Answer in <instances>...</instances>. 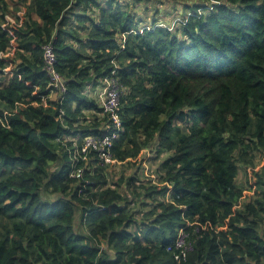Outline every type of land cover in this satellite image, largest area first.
Returning <instances> with one entry per match:
<instances>
[{
  "label": "trees",
  "instance_id": "1",
  "mask_svg": "<svg viewBox=\"0 0 264 264\" xmlns=\"http://www.w3.org/2000/svg\"><path fill=\"white\" fill-rule=\"evenodd\" d=\"M17 2L9 30L0 0V264H264V0ZM155 3L182 19L149 20ZM105 80L120 94L114 164L80 151L116 133ZM144 152L153 175L126 176Z\"/></svg>",
  "mask_w": 264,
  "mask_h": 264
},
{
  "label": "built area",
  "instance_id": "2",
  "mask_svg": "<svg viewBox=\"0 0 264 264\" xmlns=\"http://www.w3.org/2000/svg\"><path fill=\"white\" fill-rule=\"evenodd\" d=\"M43 63L44 71L49 80V87L52 90V95H58L66 91V83L62 76L55 69V54L51 45H46L43 48ZM119 86L112 80H105L102 83L101 92L99 93V100L104 113L109 115L112 121L115 132L113 135L105 134L101 139L88 137L84 140L81 153L83 158L89 153L90 150L97 152V156L105 164H114L115 160L112 159L110 153L112 138L118 136L117 132L121 130V122L118 114L119 110ZM81 170H78L76 178L80 177ZM189 236L185 232H180L174 248L177 251L175 259L185 260L188 253L192 250V244L188 240Z\"/></svg>",
  "mask_w": 264,
  "mask_h": 264
},
{
  "label": "rangeland",
  "instance_id": "3",
  "mask_svg": "<svg viewBox=\"0 0 264 264\" xmlns=\"http://www.w3.org/2000/svg\"><path fill=\"white\" fill-rule=\"evenodd\" d=\"M7 1L9 4V9H8L9 11H8V15L6 17L7 23H8V29L13 30V28H18V26L23 22V15L25 14V9L22 5H20L17 2V0H7ZM180 8H181V6L179 4L171 3L170 8H168L167 10H163L164 8L161 5H158V3H155V7L153 8V11L148 14V19L151 21H155L158 24H160V23L164 24L163 17H165V18L171 20L170 27H173L176 22H178L180 19H182L181 16L176 14V12H179ZM16 9L19 11H17ZM147 26H148L147 24H144V27H147ZM12 54H13V51H9V53H7L6 56L8 55L11 58ZM14 67H15V65L11 61L9 69L7 70L8 76H6L5 78L11 77V75L13 74ZM7 82L8 81L6 79L2 78L0 80V85L4 86L7 84ZM263 160H264V158H262L261 161L257 163V166L254 169L255 171L260 169L262 164H259V163L263 162ZM156 165H157V163L152 159V157L148 153L144 152V153H142V155H140L136 159V161L133 160L131 163L125 165V168L121 167L120 170L124 169L125 175L129 176V175H132L133 173H135L137 168H140L138 170L137 177L140 179H142V178L148 179V177H146V176L153 175L152 170H153V168H155ZM252 171H253V169H251V168H248L246 171L242 170V172L239 174L238 180H240V182H243V183L247 182L246 186H248V184L253 185L254 178L252 176ZM252 194H253V190L250 189L248 191H245L243 195H244V197L247 198V197L252 196Z\"/></svg>",
  "mask_w": 264,
  "mask_h": 264
},
{
  "label": "crops",
  "instance_id": "4",
  "mask_svg": "<svg viewBox=\"0 0 264 264\" xmlns=\"http://www.w3.org/2000/svg\"><path fill=\"white\" fill-rule=\"evenodd\" d=\"M50 98L51 99H56V95H51Z\"/></svg>",
  "mask_w": 264,
  "mask_h": 264
}]
</instances>
